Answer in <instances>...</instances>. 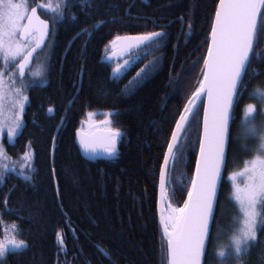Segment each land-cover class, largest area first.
<instances>
[{
  "label": "trees",
  "instance_id": "1",
  "mask_svg": "<svg viewBox=\"0 0 264 264\" xmlns=\"http://www.w3.org/2000/svg\"><path fill=\"white\" fill-rule=\"evenodd\" d=\"M38 2L48 0H28L29 9ZM217 3L85 0L81 5L68 0L65 19L51 31L48 48L34 56L22 81L15 75L16 88L28 99L19 134L12 141L0 135V165L8 166L0 183V240L5 239L4 227L15 224L16 238L27 248L9 251L0 264H167L166 239L158 222L160 167L176 120L199 87ZM39 14L52 23L47 10L40 8ZM150 32L165 33L159 46H141L121 73L111 77L119 61L106 60L110 41ZM250 56L232 109V138L226 145L203 264H221L212 257L215 241H220L216 229L226 227L234 212L226 176L256 155L257 140L237 138L246 105L256 106L253 122L264 125L259 114L264 103L251 95L264 90V33L258 34ZM122 59L128 60L129 53ZM38 65L42 75L33 77L30 73ZM149 65L154 66L148 68V78L130 84ZM202 109L201 103L169 165L167 201L175 208L183 206L191 187ZM63 116L51 158L52 139ZM95 124L119 129L116 159L91 162L81 157L75 131H89ZM25 152L32 155L31 168L21 167ZM258 238L238 262L230 258L225 264H264V232Z\"/></svg>",
  "mask_w": 264,
  "mask_h": 264
},
{
  "label": "snow or ice",
  "instance_id": "2",
  "mask_svg": "<svg viewBox=\"0 0 264 264\" xmlns=\"http://www.w3.org/2000/svg\"><path fill=\"white\" fill-rule=\"evenodd\" d=\"M79 3L83 5L85 0H79ZM68 6V0H48L47 3L32 7L29 11L28 0H0V133L7 126L9 140L16 137L23 127L22 114L28 97L23 95L22 88L6 92L5 72L15 64V71L8 74V79L15 83L14 77L18 73L21 81L23 80L31 67L34 54L42 50L49 32L54 31L57 23L64 21V9ZM38 7L46 9L52 15L51 24L40 18L37 14ZM72 19H75V16ZM259 33H264V0H219L211 25L207 55L204 57L203 79L199 81V87L192 93L176 120L168 150L164 155L165 165L161 167L163 203L168 199L164 188L167 163L170 158H177L179 137L184 134L195 116L201 93L207 92L204 133L200 137V154L188 190V198L180 208H175L169 203L166 209H161L167 264H201L206 240L210 238V222L214 217L216 188L221 166L225 162L226 145L232 138V109L238 101L240 85L248 72L250 54L258 42ZM164 37V32L116 36L110 41L111 46L115 49L118 44H122L121 53H129V59L125 60L124 64L117 63L113 72L120 73L131 62V54L141 46L158 47ZM17 61L19 62L16 63ZM152 66L154 65L141 69L137 73L139 79L134 78L130 84H139L148 78V68ZM30 74L40 77L41 67L38 65ZM251 95L264 103V90L256 89ZM256 114L255 105H246L239 125L237 138L245 141L255 139L258 144L256 155L245 161L244 167L231 176L232 198L239 206V215L234 218L236 227L231 229L232 235L228 243L216 250L215 254L221 264H225L230 258L238 262L259 243L258 233L264 232V125L253 122ZM259 114L264 117V111ZM103 123L109 124L110 121L105 120ZM78 135L85 151L95 152L99 147L109 156H114L117 152V139L121 133L119 129L108 128L105 135L98 138H85L79 132ZM242 148L247 150V145H242ZM3 154L4 150L0 147V156ZM23 159L25 164L21 167L31 168V153L25 152ZM7 167L6 164L0 165V183L4 182ZM237 177L244 178L243 186L237 183ZM25 179L30 177L25 176ZM9 231L13 233L11 236L7 235ZM4 232L5 239L0 240V258H4L9 251L27 248L24 240L16 238L19 230L15 224L10 228L5 226ZM57 235L59 237L60 234Z\"/></svg>",
  "mask_w": 264,
  "mask_h": 264
},
{
  "label": "water",
  "instance_id": "3",
  "mask_svg": "<svg viewBox=\"0 0 264 264\" xmlns=\"http://www.w3.org/2000/svg\"><path fill=\"white\" fill-rule=\"evenodd\" d=\"M219 2V0H218ZM42 3L38 2L36 5H34L33 7H36L37 5H40ZM218 4V3H217ZM32 8V7H31ZM31 8L29 9V11L31 10ZM216 10V9H215ZM37 14L40 16L39 14V7L37 8ZM215 15V13H214ZM41 19L45 20L44 18H42L40 16ZM214 19V17H213ZM26 22V21H25ZM99 25V24H98ZM95 26V28H97V26ZM83 32L80 31L78 32L77 34H75L71 40L69 41L68 45H67V48L65 50V52L67 51V49L70 47V45L72 44V42ZM211 32V30H210ZM89 35V34H88ZM138 35H143V34H138ZM124 36H136V35H124ZM48 38V35L47 37L45 38L47 40ZM209 40H210V33H209V36H208V43H209ZM44 46V45H43ZM42 46V48H43ZM111 44L109 45V48H111ZM121 48H122V44H118L116 46L115 49H110L111 50V53H110V56L109 58H113L112 55H115V56H119L120 57H124L127 52H124V53H121ZM40 50H38L37 52H39ZM65 54V53H64ZM206 55H207V51H206ZM205 55V56H206ZM122 57V58H123ZM109 60V59H108ZM32 64V62H31ZM204 69V67H203ZM115 76L113 74V70L111 72V77ZM81 77V76H80ZM203 79V73H202V78L201 80ZM80 84V82H79ZM207 100H208V97H207V92H203L201 93V100L197 102L198 104V107L199 105L202 103L203 104V109H202V117H201V128H200V136H199V142H198V149H197V154H196V161H195V167H194V173H193V176L195 175V172H196V162H197V158L199 157V154H200V137L203 136V133H204V105L207 103ZM70 105V104H69ZM63 121H64V116L60 119L56 129H55V132H54V136H53V139H52V143H51V151H50V154H51V158L53 156V153H54V146H55V141H56V137H57V134H58V131L59 129L61 128L62 124H63ZM176 125V123H175ZM106 129H108L107 127H101L100 124H95L93 126V128L89 131H85V130H82L81 128H78L76 131H75V145L81 155L82 158H84L85 160L87 161H96V160H113V159H116L117 156L116 154L114 156H109L104 150L103 148H96L95 152H92L91 150L89 151H85L82 147H81V144H80V135H78V132L83 135L85 138H89V137H102L103 135H105L106 133ZM175 129V126L174 128ZM173 131V130H172ZM172 138V133H171V136H170V139L169 141L171 140ZM181 137H179V140H180ZM120 141V137L117 139V144H116V147L118 145ZM168 141V142H169ZM168 146V144H167ZM168 150V147H166V150H165V153L167 152ZM165 155V154H164ZM170 162H171V158L169 159L168 163H167V166H166V171H165V183H164V188L166 189V186H167V174H168V169H169V165H170ZM165 165V159L163 157V160H162V163H161V167ZM223 166L224 164L221 166V173H220V177L218 179V182H217V188H216V198H215V201H214V210H215V205H216V200H217V195H218V189H219V184H220V181H221V176H222V172H223ZM161 167H160V173H159V178H158V222H159V226H160V229H161V232L163 234V227L161 225V209H165V202H168L167 200H165L163 203H161ZM55 189L57 191L58 187H57V184L55 183ZM167 191V189H166ZM168 193V192H167ZM187 198H188V195H187ZM186 198V199H187ZM211 223H212V220L210 222V227H211ZM164 236V235H163ZM207 241L208 239L206 240V245H207ZM206 249V248H205ZM203 258H204V255L201 257V264H203Z\"/></svg>",
  "mask_w": 264,
  "mask_h": 264
},
{
  "label": "rangeland",
  "instance_id": "4",
  "mask_svg": "<svg viewBox=\"0 0 264 264\" xmlns=\"http://www.w3.org/2000/svg\"><path fill=\"white\" fill-rule=\"evenodd\" d=\"M110 49H112V47ZM109 57H111L110 53H108V55L106 56V60H108V59L109 60H113V61L117 60V61H119L120 64H124L125 60L122 59L123 56L120 57V58H119V56H115V55H112L113 58H109ZM0 65L2 66V63H0ZM13 65L14 64H12V66L9 67L7 69V71L5 72V90H6V92L7 91H13L16 88V86H15L16 83H13L12 80L8 79V74L11 73V72H14L13 71ZM120 73L117 74V73L113 72V74L115 76L119 75ZM14 80H15V77H14ZM6 111H7V105H6ZM3 134L7 135V126L4 128L3 132L0 133L1 137H5ZM12 140H10V141H12ZM243 167H244V164H243V166L240 169L235 170V171L229 173L226 176V180H227V182L229 184V188H230L229 193L227 194V197L233 202L234 212H233L232 216H230L229 223H228V225L226 227H224V228L217 227V229H216V237H218L220 235V241L217 242V240H216L215 241V245L216 246L218 245L219 247H221V246H223V245L228 243V241H229V239H230V237L232 235L231 229L236 227V225L233 223V221H234V218H236L239 215V206L237 205L235 200L232 198L233 181L231 179V176H232L233 173L239 172ZM237 183H239L241 186H243L244 178L243 177H237ZM262 244H264V240H262ZM216 246H215V250L212 252V257H213L214 260L216 258L218 261H221L220 259L217 258L216 254H215L216 250L218 249Z\"/></svg>",
  "mask_w": 264,
  "mask_h": 264
},
{
  "label": "flooded vegetation",
  "instance_id": "5",
  "mask_svg": "<svg viewBox=\"0 0 264 264\" xmlns=\"http://www.w3.org/2000/svg\"><path fill=\"white\" fill-rule=\"evenodd\" d=\"M142 1H144V2H146V0H142ZM40 9V8H39ZM44 9V8H43ZM44 10H46V9H44ZM46 20V19H45ZM48 21V20H47ZM88 36H90V35H88ZM50 41H51V31L49 32V34H48V38H47V40H46V43L44 44V46H43V48H42V50H40L39 52H37V53H35L34 54V56L35 55H37V54H39L41 51H44L46 48H48V47H46V45L49 43L50 44ZM46 47V48H45ZM45 48V49H44ZM63 57H64V54H63ZM62 57V58H63ZM19 61H17L16 63H18ZM32 64H33V60H32ZM32 64H31V67H30V69L32 68ZM14 66H15V64L13 65V68H14ZM29 69V70H30ZM35 70V69H34ZM18 74V73H17ZM19 76V75H18Z\"/></svg>",
  "mask_w": 264,
  "mask_h": 264
},
{
  "label": "bare ground",
  "instance_id": "6",
  "mask_svg": "<svg viewBox=\"0 0 264 264\" xmlns=\"http://www.w3.org/2000/svg\"><path fill=\"white\" fill-rule=\"evenodd\" d=\"M169 203L168 202H165V209L167 208V205H168ZM165 215H167V212H165Z\"/></svg>",
  "mask_w": 264,
  "mask_h": 264
}]
</instances>
